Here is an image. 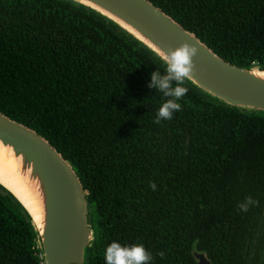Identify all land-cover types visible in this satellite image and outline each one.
Returning <instances> with one entry per match:
<instances>
[{
    "label": "trees",
    "instance_id": "1",
    "mask_svg": "<svg viewBox=\"0 0 264 264\" xmlns=\"http://www.w3.org/2000/svg\"><path fill=\"white\" fill-rule=\"evenodd\" d=\"M149 1L227 62L264 70V0ZM157 70L154 52L85 6L0 0V112L49 141L81 179L87 264H105L113 241L143 244L151 264H198L195 252L211 264H264V113L186 81L182 110L156 124ZM249 196L259 203L243 212ZM43 263L30 215L0 185V264Z\"/></svg>",
    "mask_w": 264,
    "mask_h": 264
},
{
    "label": "water",
    "instance_id": "2",
    "mask_svg": "<svg viewBox=\"0 0 264 264\" xmlns=\"http://www.w3.org/2000/svg\"><path fill=\"white\" fill-rule=\"evenodd\" d=\"M111 20L157 55L183 43L198 55L189 80L218 102L245 113H264V70L233 65L149 0H70ZM158 56V55H157ZM159 57V56H158ZM0 144L19 159L20 174L38 190L42 206L40 227L25 205L39 237L43 264H87L93 242L90 205L72 164L49 141L0 112ZM198 264H211L195 252Z\"/></svg>",
    "mask_w": 264,
    "mask_h": 264
},
{
    "label": "clouds",
    "instance_id": "3",
    "mask_svg": "<svg viewBox=\"0 0 264 264\" xmlns=\"http://www.w3.org/2000/svg\"><path fill=\"white\" fill-rule=\"evenodd\" d=\"M198 51L195 45L188 42L175 49L157 51L165 70L163 73L159 70L152 73L148 86L162 93L165 101L159 107L154 123L160 124L162 121L171 120L175 113L182 110L180 101L189 91L184 85L194 77L196 65L193 58L198 55ZM150 186L156 190L155 183ZM258 203L259 201L249 196L238 207L241 211L247 212L250 206ZM160 255L163 256L164 253L161 252ZM104 259L105 264H151L153 257L143 244L122 246L119 242L113 241L105 249Z\"/></svg>",
    "mask_w": 264,
    "mask_h": 264
},
{
    "label": "bare ground",
    "instance_id": "4",
    "mask_svg": "<svg viewBox=\"0 0 264 264\" xmlns=\"http://www.w3.org/2000/svg\"><path fill=\"white\" fill-rule=\"evenodd\" d=\"M20 168V161L13 155L12 150L0 144V183L25 205L34 222L40 227L42 206L38 190L32 182L27 181V176L20 174Z\"/></svg>",
    "mask_w": 264,
    "mask_h": 264
}]
</instances>
